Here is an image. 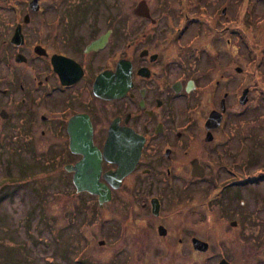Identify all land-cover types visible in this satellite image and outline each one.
Returning a JSON list of instances; mask_svg holds the SVG:
<instances>
[{
	"label": "flooded vegetation",
	"instance_id": "1",
	"mask_svg": "<svg viewBox=\"0 0 264 264\" xmlns=\"http://www.w3.org/2000/svg\"><path fill=\"white\" fill-rule=\"evenodd\" d=\"M119 2L10 3L12 31L0 42V135L49 139L45 150L59 154L53 160L62 196L91 200L101 214L98 229H121L122 242L127 229H141L136 235L161 250L158 261L169 249L175 264H230L213 249L209 229H244L242 187L260 177L244 178L228 158L230 114L250 100L239 102L242 71L226 54H240L244 26L252 35L247 23L256 24L264 0ZM227 81H237L233 95ZM213 110L221 116L207 123ZM95 152L96 172L94 157H85ZM95 173L102 197L78 190L74 180L91 185ZM213 215L228 224H212Z\"/></svg>",
	"mask_w": 264,
	"mask_h": 264
},
{
	"label": "rangeland",
	"instance_id": "2",
	"mask_svg": "<svg viewBox=\"0 0 264 264\" xmlns=\"http://www.w3.org/2000/svg\"><path fill=\"white\" fill-rule=\"evenodd\" d=\"M12 1L23 0H0V42L12 31L8 26ZM259 4L260 9L254 12L256 24L254 20L247 23L254 30L252 35L244 26L242 41L237 43L240 54L228 50L226 54L227 62L232 59L242 68L243 86L248 87L250 100L241 113L230 114L228 158L244 178L260 177L242 187L246 209L242 208L238 217L244 229H219V233L209 229L213 249L226 252L230 264H264V2ZM251 72L256 74L249 80ZM236 82H226L231 95ZM13 140L0 135V264H175L169 249L158 261L156 254L161 250L156 246L153 250L151 240L136 235L141 229H127L131 238L122 242L121 229H98L101 214L95 212L91 200H66L62 196L65 186L60 180V163L53 160L59 155L55 154L57 148L53 147L54 152L45 150L49 139L43 142L36 138L33 144L27 138ZM223 175L229 176V169ZM5 178L8 180L3 183ZM227 216L238 219L232 213ZM214 221L228 224L215 215L210 217L212 224ZM117 222L114 218L112 225L117 226ZM104 237L108 242L99 244ZM144 251L150 254L148 261L152 263L142 262Z\"/></svg>",
	"mask_w": 264,
	"mask_h": 264
},
{
	"label": "water",
	"instance_id": "3",
	"mask_svg": "<svg viewBox=\"0 0 264 264\" xmlns=\"http://www.w3.org/2000/svg\"><path fill=\"white\" fill-rule=\"evenodd\" d=\"M15 39H17V32L14 33V35L11 38V41L13 42ZM237 70L238 71H241L242 68L241 67H238ZM248 90H249L248 87H245L243 89L242 95L239 98V102L241 104H244L247 101V98H248L247 97ZM221 104H222L221 105L222 106V109H224V100H222ZM220 116H221V113L220 112H218L216 110L211 111L210 114H209V117L207 119V123L208 122H214V121L217 122V120H219V117ZM86 156L94 157V169H95V172L98 171L97 163H98V159H99V154L95 152L93 154H86L85 157ZM86 163H88L87 159H83L78 164H76V166L74 168L77 171H80L81 169H84L86 167ZM92 177H93L91 179L92 180V184L91 185H87V184H83V181L80 180L77 175H75L74 176V180H75V183L77 185V188H78V190L79 189H81V190L82 189H88L89 191H91L93 193H98L100 195V197H102V195H103L102 194V190L104 189L103 188V184L97 182V180H96L97 179V174L96 173H95L94 176L92 175ZM99 242H102V241H99ZM195 242H196V246H197V244L198 245L200 244V245H203L204 246V248L202 250H204L207 247V243L206 242H203V241H201L199 239H196ZM196 248H200V247H196ZM218 264H228V263H227V261L225 259H222V260H220V262Z\"/></svg>",
	"mask_w": 264,
	"mask_h": 264
},
{
	"label": "trees",
	"instance_id": "4",
	"mask_svg": "<svg viewBox=\"0 0 264 264\" xmlns=\"http://www.w3.org/2000/svg\"><path fill=\"white\" fill-rule=\"evenodd\" d=\"M6 180H8L7 178L3 179L2 182L4 183Z\"/></svg>",
	"mask_w": 264,
	"mask_h": 264
}]
</instances>
